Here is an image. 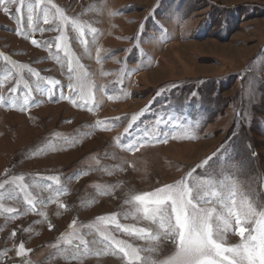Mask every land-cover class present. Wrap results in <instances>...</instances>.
Here are the masks:
<instances>
[{
  "label": "rangeland",
  "instance_id": "374dc122",
  "mask_svg": "<svg viewBox=\"0 0 264 264\" xmlns=\"http://www.w3.org/2000/svg\"><path fill=\"white\" fill-rule=\"evenodd\" d=\"M52 4L68 22L57 30L25 27L28 36L17 34L14 6L12 18L0 11V93L7 97L17 81L21 89L19 105L0 104V183L13 181L0 190V264H127L118 249L100 242L104 236L154 249L140 255L148 264L161 261L175 247L162 234L151 240L135 234L162 230L131 198L182 178L234 184L257 210L264 206V0ZM32 39L53 43L35 46ZM57 51L83 66L91 98L76 94L77 74L69 80ZM28 68L60 81L64 98L33 92L22 111L24 84L36 83ZM20 184L45 203L24 211L25 192L8 198ZM233 228L234 221L224 236L228 245L240 240ZM80 239L95 241L84 255L69 244Z\"/></svg>",
  "mask_w": 264,
  "mask_h": 264
},
{
  "label": "snow or ice",
  "instance_id": "6c2138e0",
  "mask_svg": "<svg viewBox=\"0 0 264 264\" xmlns=\"http://www.w3.org/2000/svg\"><path fill=\"white\" fill-rule=\"evenodd\" d=\"M49 5L55 9L54 12H50ZM10 6H14L18 35H31L30 32L24 31L25 27L33 31L57 30L61 28L62 24L68 22L62 10L52 4V0H0V11L12 18L13 12L10 11ZM41 21L50 27L39 29L38 24ZM72 25L74 29L79 31V25L75 21H72ZM84 35L85 33L80 32L79 39L82 44L86 43L83 38ZM59 39L61 37H57V40ZM31 43L35 46L51 48L53 42H40L32 39ZM67 46V42H65V49ZM55 47L58 50L61 49L59 43H56ZM54 56L58 60H66L70 81L73 79V74H77V87L74 89L76 94L80 95L82 100L85 99V96L91 98V85L84 79L87 73L82 72L83 66L75 61L74 67V61L67 51L64 52V57H60L59 51ZM21 67L26 66L22 65ZM28 72L35 77L36 83L34 87L28 83L24 84L22 111L30 107L29 100L33 92H39L41 95L47 94L49 98L56 96L58 92L59 98H64L63 86L60 81L40 76L39 72L31 68H28ZM3 83L4 81H0V85ZM18 85L19 82L17 81V84L9 89L7 97L0 93V104L8 107L20 104L17 93L21 89ZM68 87L73 89L71 83ZM68 99L76 103L74 96L70 95ZM77 106L81 105L77 104ZM84 106L87 107L88 104L85 102ZM99 123L106 125L109 122L102 121ZM166 139L167 137H164L165 142ZM155 142H160V139L156 138ZM139 143L131 144L128 151L136 150ZM75 178L73 177V179ZM13 179L23 181L24 177L20 176ZM6 185L12 186L13 181L5 180L0 183V190H5ZM26 187L24 184L15 186L13 191L8 193V198H14L18 192H25ZM45 187L51 186L46 185ZM54 191L60 194L63 189H54ZM2 199H4V194L0 192V200ZM131 199L137 205V212H142L144 219L151 220L162 230V232L153 233L145 228H137L135 234L150 240L157 239L162 234L169 238L175 247L170 256L161 261H153V264H264V206L257 210L242 193L236 190L234 184H224L212 180L191 184L187 178H182L174 184L164 185L154 191L134 195ZM24 200L26 203L24 211L35 210L37 203H45L43 199L33 200L31 195L26 192ZM3 211L12 215L17 214V210L13 208L3 209ZM110 219L115 222L114 215ZM98 220L103 223L105 217H99ZM233 221L235 228L232 230L240 237V240L238 243L228 245L224 236ZM120 227L117 224V228ZM99 230L98 228L97 231ZM124 230L128 231L127 227ZM100 242L108 248L118 249V252L122 254V259H125L127 264H148V258L141 256L140 253L154 250L151 248L136 249L125 244L124 241L115 240L108 236H104ZM93 243L95 241L84 239H80L78 243L69 241V244H72L79 255L86 254ZM17 255L25 256L23 243L19 245ZM71 258L76 259L78 256L73 254ZM21 264H24V261Z\"/></svg>",
  "mask_w": 264,
  "mask_h": 264
}]
</instances>
